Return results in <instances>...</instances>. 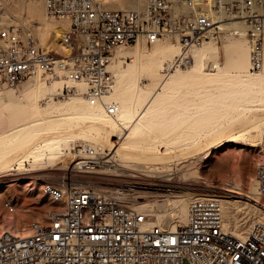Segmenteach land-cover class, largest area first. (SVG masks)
<instances>
[{"label":"built area","instance_id":"built-area-1","mask_svg":"<svg viewBox=\"0 0 264 264\" xmlns=\"http://www.w3.org/2000/svg\"><path fill=\"white\" fill-rule=\"evenodd\" d=\"M43 1L46 17L66 21L64 53L41 46L22 25L0 21V86L29 77L50 88L59 82L50 99L78 93L74 82L87 103L114 115L120 106L110 97L115 76L109 65L119 45H133L140 36L178 44L165 73L189 67L195 50L222 32L244 35L249 69L263 66L264 0H145L140 10L98 0ZM71 149L69 160L41 184L54 203L47 220L32 221L26 232L0 231V264H264V221L252 220L242 236L226 231L215 195L190 199L185 219L174 227L146 225L149 215L136 207L131 183L83 178L111 168L109 151L88 143ZM257 186L264 193L261 168Z\"/></svg>","mask_w":264,"mask_h":264},{"label":"rangeland","instance_id":"rangeland-1","mask_svg":"<svg viewBox=\"0 0 264 264\" xmlns=\"http://www.w3.org/2000/svg\"><path fill=\"white\" fill-rule=\"evenodd\" d=\"M98 1L108 8H129L126 6L130 5V0ZM141 1L140 7L143 9L145 0ZM43 3V0H0V21L22 25L31 30L41 46L63 54V48L52 43L54 35L53 32L49 34L48 29L52 22L58 24L64 21L57 18L49 20ZM65 28L64 24L62 30ZM48 36L50 39H46ZM140 37L143 40L140 41L141 49L132 45L122 48L120 54L114 53L109 65L115 76L113 97L120 104V113L126 116L125 122L119 120L120 125H112L111 145L110 142L97 143L85 137L81 132L83 123L80 118H70L64 122L39 119L35 110L37 83V103L44 117L74 113V110L95 113L82 103L80 84L71 82L77 86V94L50 99L47 96L53 92L52 88L47 87L41 79L37 82L34 77L25 78L16 85L0 86L2 153L10 149V144L13 146L18 134L16 127L38 122L35 125L42 126L34 131H37L33 139L36 140L27 144V149L38 154L37 158L24 161L22 166V170L32 174V178L0 183L3 207L0 210V229L20 231L24 225L27 230L32 221L47 220V211L54 203L42 193L41 184L50 179L49 173L56 166L69 160L71 147L79 143L109 151L110 169L123 163L115 152L117 147H140L146 154L165 152L170 156L169 161L158 163L140 157H132L135 158L133 161L129 158L131 160L125 163L127 168L129 165L128 171L132 172L130 169L139 165L143 171L142 174L138 173L140 176L107 175V169L99 168L96 173L84 175L86 181H105L108 186L131 183L133 186L128 189L134 190V193L151 194L166 191L159 184L163 181L178 184L177 178L182 174L187 180L196 179L206 185L231 188L237 183L242 194L238 195L240 201L235 203L232 214L238 221H246L247 228L252 220H258L261 205H264V193H260L257 186V172L260 168L264 170V60L258 74H248L249 46L246 37L222 32L216 39L195 50L192 65L165 73L162 64L178 52L176 44L170 39L147 43L143 36ZM118 55H127V58H117ZM76 96H80V99ZM131 112L134 113L133 120L130 119ZM258 114L263 115L259 117ZM66 123L71 124L69 132H66ZM55 130L57 134L53 132ZM197 144L202 147L199 154L189 155L190 158L183 155ZM18 146H15L16 149ZM20 148V153L26 152ZM181 154L186 159H182ZM16 167L14 161L12 168ZM165 170L171 172L170 179L147 175L150 171L168 173ZM252 184H255L258 192L252 193ZM191 191L202 193L201 190ZM15 198L23 200L21 202ZM220 200L224 218L227 204L222 198ZM18 217L20 222L16 223Z\"/></svg>","mask_w":264,"mask_h":264},{"label":"bare ground","instance_id":"bare-ground-1","mask_svg":"<svg viewBox=\"0 0 264 264\" xmlns=\"http://www.w3.org/2000/svg\"><path fill=\"white\" fill-rule=\"evenodd\" d=\"M104 1H108V0H104ZM141 3H142L141 0H130V5H128L126 7L140 10L141 9V7H140ZM49 20H50V18H49ZM61 20L64 21V23L61 22V23H58V24H53V22H52L53 25L50 24L51 28L48 29V31H49V34L53 32L54 39L52 40V43H55L56 46L58 45L59 47L63 48L61 50H64L65 45L62 43L60 36H61V32H62V27H63L64 24L66 25V23H65L66 21L63 20V19H61ZM37 27H36V29H37ZM45 28H48V27H45ZM41 33H43L42 30H41ZM44 37H45V35H44ZM46 39H50V36H48ZM140 41H143L141 37H139L137 39L136 43L133 44L132 46H134V48L141 49ZM174 44H176L177 49H178V44L176 42H174ZM122 48H127V46L119 45L116 48V50H115V55H116V53L120 54V52L122 51ZM164 63L162 64V67H163ZM213 67H217L218 68L219 66L213 65ZM261 70L262 69L253 70V71L250 70L249 69V62H248V64H247V72H248V74L256 75ZM177 72H184V71H177ZM36 81L38 82L39 79L36 78ZM57 85H59V82L56 85L52 84V89H54V87H56ZM46 86L49 87L51 85H46ZM38 89H39V84L37 83L36 84V89H35L36 90V94H35V96H36L35 110H36L37 114L40 117L39 119L44 120L45 122H59V121H62V120L64 122V120L68 121V119L70 120V118H80L81 123H83L81 132L85 135V137H87L89 139H92V140H94L97 143L98 142H104V143L110 142V145H111L112 142L109 141V140L113 136L112 135V132H113L112 125L113 126L114 125H120L121 122H119V120L122 121V123L126 121L125 120L126 116H124V115H122L120 113L121 107H119L118 111L114 115H110V114L106 113V111L104 110V107L102 105H100V104H89L86 101L82 100L83 97L81 98L82 103L85 106H87L88 108H91V110H93L95 113H91V111H90V113L88 111L81 112L80 110H77L75 112V110H74V113H72L73 111L71 112L72 114L71 113H69V114L62 113V114L52 115V116H49V117H44L43 114H42V111L39 108L38 103H37V99H38V96H39L38 95V92H39ZM48 90L50 91V89H48ZM113 94H114V90L110 94V97L114 99ZM76 97L78 99H80L79 98L80 96H76ZM119 106H120V104H119ZM258 115L260 117V115L262 116L263 114H258ZM133 117H134V113L131 112L130 119L133 120ZM254 117H258V116H254ZM92 120H95V121H92ZM98 120H100V121H98ZM103 121H106V122H103ZM249 121H250V119L248 118V122ZM38 123H35V124H38ZM35 124L28 123V124L20 125V126L16 127L15 131H17L18 134L16 135L17 136L16 140L13 142L14 143L13 146L10 144V149H7L3 153L0 151V183L5 182V181H14V182L16 181L17 182V181H21V180H23L25 178H32V174L28 173L27 171H23L22 170V166L24 165V161L31 160V159L35 160L37 158V155H38V154H35V153L31 152L30 149H27V144L31 140H33L34 137L36 136L35 133L37 131L35 133H34V131L38 130L40 127H42V126H36ZM70 125L71 124L66 123V132L70 131ZM53 132L55 133L56 130L53 131ZM57 132H56V134H57ZM66 132H63V133H66ZM45 133H46V131H45ZM51 134H52V132H51ZM56 134H54V135H56ZM45 137H48V136H45ZM35 140H33V141H35ZM17 145H19L18 148L21 146L20 150H22V148H24L26 152L23 153V154L20 153L18 151V148L16 149V147H15ZM201 148L202 147L197 144L196 146H193V147L189 148L183 155H186V156L195 155L196 156V154H199L201 152ZM31 150H32V147H31ZM150 151H148V152H150ZM115 152L118 153V155H119L120 159L123 161V163L117 164L118 166H116V167H121V168L114 167L112 169H107V173H110L113 176H124V177L125 176H134L135 177V176L138 175V173L142 174L143 171H142V169H140L139 165H136L132 169H130L132 172L128 171L129 165H128V168H127V165L125 163H126V161L129 158H132V157L136 158L137 157V159H138L140 157V158H145V160H147L148 162L150 161L152 163V162H156L157 161V163H158L159 161L162 162L163 160L164 161L165 160L169 161L168 159L170 157L165 152L164 153H159V154H146L145 152H143L142 148H140V147H125V148H122V149H119L117 147ZM183 155H182V159H186V158H183ZM190 156H189V158H190ZM15 158H18L17 161L15 160ZM135 158H132V161ZM129 160H131V159H129ZM14 161H15V163L17 165V167L15 169L12 168V165H13ZM157 172L156 171H150L149 173L147 172V175L156 176L157 178H162V179L164 178L163 180L170 179V175H171L170 173L171 172L169 173L166 170H165V172H168V173L158 174L159 172L158 173ZM153 173H154V175H153ZM257 173L259 174V171ZM145 174H146V172H145ZM138 176H140V175H138ZM182 176H184V174H182L181 176H178V178H177L178 180L176 181V182H178V184L170 183L169 180L159 183V184L163 185V188L166 190L164 193H162V190H161L160 193L157 191L159 194H157V193L156 194H154V193L151 194V193H148V192H145V193H143V192L142 193H132L131 194L132 199L135 201L136 207L138 209H140V210L145 211L149 215V217H148V219L146 221V225L157 224V225H162V226L168 225V227H174V225L177 224V222L179 223V222H181L182 220L185 219V215H186V211H187V204H188L190 199H193V198H196V197H202V196H215L216 195L219 198V200H220V198H222V200H224L225 203L227 204V206H225L224 218L222 220L223 228L226 231H228V232H230V233H232L234 235H237V236H242V235L245 234V232L247 231V222L246 221L245 222L238 221L234 217V215L232 214L233 209L235 207V203L240 201L238 195L242 194L241 191H240L239 184L236 183L231 188L230 187L216 186V185L213 186V185H206L204 183H201L200 181H198L196 179L187 180V179L183 178ZM179 182H180V184H179ZM97 185L101 186V184H99V183ZM252 185H253L252 186V193L258 192L257 191V187L255 186V184H252ZM191 190H199V191L201 190L202 193H198L197 191L196 192H192ZM253 195H255V194H253ZM158 196H161V198L157 199ZM0 198H1V196H0ZM15 200H19V201L22 202L23 199L15 198ZM7 205L8 204H6V206ZM2 208H3L2 207V202H0V210H2ZM222 214H223V208H222ZM19 220H20V218L18 217L16 219V223L20 222ZM39 220H41V218H39ZM258 220L264 221V205H261L260 213L258 214ZM2 229L3 228H1L0 231ZM13 231H15V230H13ZM20 231L21 232H26V231H28V229L26 230L25 226L22 225Z\"/></svg>","mask_w":264,"mask_h":264}]
</instances>
